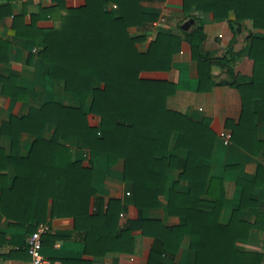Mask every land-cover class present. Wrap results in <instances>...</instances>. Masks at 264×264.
<instances>
[{
	"label": "trees",
	"instance_id": "16d2710c",
	"mask_svg": "<svg viewBox=\"0 0 264 264\" xmlns=\"http://www.w3.org/2000/svg\"><path fill=\"white\" fill-rule=\"evenodd\" d=\"M81 1L67 7L66 0H51L33 17V23L45 17L54 22L51 28H37L32 37L49 77L62 81L79 106L50 102L1 125L0 214L31 233L48 218L72 217L84 236L86 254L92 256L133 252L132 233L141 229L155 239L148 264H163L165 255H176L185 236L191 239L196 264H260L261 256L235 248L234 225L218 223V204L212 213L200 210V197L210 190L209 169L203 161L211 156L214 134L209 120L195 122L168 109L167 99L175 86L160 75L171 70L174 56L187 42L199 65L200 89L206 83L208 89L224 83L213 80L214 69L220 68L241 93L243 114L233 141L254 137V103L264 104V32L251 34L245 54L254 61L253 73L248 81L238 83L235 64L242 53L231 49L224 58L203 53L206 33L202 19L192 11L212 14L215 20L231 16L234 28L237 22L250 21L254 29L264 31V0H183L185 15L198 22L196 27L184 36L158 32L145 51L139 45L149 38L157 16L145 12L141 0ZM132 27L143 34L132 37ZM88 114L99 117V124L91 125ZM47 125L55 127L51 139L44 137ZM174 133H178L176 147L189 154L183 175L191 184L187 195L167 188L172 161L161 155L169 150ZM24 134L35 137L27 156L21 154L19 144ZM3 136L12 140L10 153L1 145ZM70 139L88 150L86 161L72 159L71 149L62 144ZM102 155L109 164L124 161V180L131 185L130 197L140 212L159 207L160 197L168 193L170 214L182 215L186 223L167 227L141 216L121 226L126 206L117 199L105 202L94 187V161ZM9 165L15 170L10 184L4 173Z\"/></svg>",
	"mask_w": 264,
	"mask_h": 264
},
{
	"label": "crops",
	"instance_id": "0c3cea01",
	"mask_svg": "<svg viewBox=\"0 0 264 264\" xmlns=\"http://www.w3.org/2000/svg\"><path fill=\"white\" fill-rule=\"evenodd\" d=\"M81 3V0H66L67 7ZM50 4L51 0H0V127L12 116H27L32 109H40L50 102L67 107L79 106V101L65 90L62 81L49 77V68L41 59L40 49L32 37L37 28L54 26V22L46 17L33 23V17L41 14L42 7ZM141 6L145 12L156 15L157 19L151 26L149 38L139 45L140 50L145 51L158 32L184 36L182 26L190 18L185 15L183 0H141ZM192 13L202 19L206 33L202 52L211 53L215 58L226 57L231 49L242 53L235 64V73L238 83L248 81L253 73L254 61L245 54V49L252 33L264 31L254 29L250 21H245L238 32L237 25L236 28L231 26V16L229 19L215 20L212 14L197 10ZM129 33L132 37L143 34L135 27L130 28ZM214 75L215 82L224 83L215 84L211 89L206 83L204 89H200L199 65L192 59L191 47L185 42L182 51L174 56L171 70L160 76L175 86V92L167 99L168 109L195 122L209 120L212 136L214 134L211 156L203 161L209 169L207 181L210 179V190L201 195L200 210L212 213L218 204V223L234 225L237 236L235 248L242 253L261 256L260 264H264V146L260 145H264V104L260 101L254 103L257 113L254 137L248 136L245 140L241 136L238 138L241 142L235 143L233 132L243 114V99L225 71L215 68ZM89 107L90 102L87 103V111ZM88 119L91 125H98L100 121L92 114H88ZM54 133L55 127L47 125L44 137L51 139ZM177 139L178 133H174L169 150L161 156L172 161V167L167 171L168 190L174 187L178 194L187 195L191 184L183 175L189 154L187 149L176 147ZM34 140L35 137L30 134L19 138L23 156L30 153ZM62 144L71 149L73 160L86 161L88 150L79 148L74 139ZM1 145L10 153L11 138L3 136ZM124 171L123 160L109 164L107 157L102 155L94 161V187L97 193L105 202L117 199L126 206V211L120 215L121 226L141 216L158 220L167 227L186 223L182 215L170 214L168 193L160 197L159 207L140 212L130 197L132 187L125 182ZM4 173L10 184L15 177L14 167L9 165ZM1 191L0 185V195ZM45 223L52 227V231L43 236L42 254L47 264H148L155 244L154 237L137 229L132 233L136 244L133 252L112 251L103 256H92L86 254V242L83 234L77 231L74 218H48ZM31 234L28 228L0 214V264H32L29 251H26L27 239ZM196 261L197 255L191 249L189 236L182 239L176 255H165L162 259L163 264H196Z\"/></svg>",
	"mask_w": 264,
	"mask_h": 264
},
{
	"label": "built area",
	"instance_id": "2783aa9c",
	"mask_svg": "<svg viewBox=\"0 0 264 264\" xmlns=\"http://www.w3.org/2000/svg\"><path fill=\"white\" fill-rule=\"evenodd\" d=\"M226 141H228L226 139ZM52 231V227L48 223H42L37 230L32 233L28 239V251L32 259V264H47L46 258L42 254L43 236Z\"/></svg>",
	"mask_w": 264,
	"mask_h": 264
},
{
	"label": "water",
	"instance_id": "95a60500",
	"mask_svg": "<svg viewBox=\"0 0 264 264\" xmlns=\"http://www.w3.org/2000/svg\"><path fill=\"white\" fill-rule=\"evenodd\" d=\"M196 23L198 22L194 18H190L186 22H184L182 28L185 31H189ZM236 25H237V31L239 32L241 30L242 24L240 22H237Z\"/></svg>",
	"mask_w": 264,
	"mask_h": 264
}]
</instances>
